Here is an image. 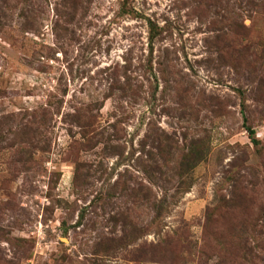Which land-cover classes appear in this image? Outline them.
Instances as JSON below:
<instances>
[{
	"label": "rangeland",
	"instance_id": "374dc122",
	"mask_svg": "<svg viewBox=\"0 0 264 264\" xmlns=\"http://www.w3.org/2000/svg\"><path fill=\"white\" fill-rule=\"evenodd\" d=\"M0 264H264V0H0Z\"/></svg>",
	"mask_w": 264,
	"mask_h": 264
},
{
	"label": "trees",
	"instance_id": "16d2710c",
	"mask_svg": "<svg viewBox=\"0 0 264 264\" xmlns=\"http://www.w3.org/2000/svg\"><path fill=\"white\" fill-rule=\"evenodd\" d=\"M253 133V131L251 132ZM199 148H197L196 150H194L196 153L193 156L195 160H200L199 157L197 158L196 155H198L200 153V151L198 150ZM186 162V160L183 161V163ZM134 192V196H136V191L133 188L132 189V193ZM146 198H148L149 201V207H150V213L153 215V221L157 220L158 217L164 216L166 213H168V208L165 205V201L167 199H163L162 201H156V200H151L152 197H148V195H145ZM134 226V225H133ZM132 226V227H133ZM138 230L137 226L133 227V233H136ZM165 243H170L169 241H166ZM157 245H149V249H147V253L149 255V260L152 261L154 258H156V248Z\"/></svg>",
	"mask_w": 264,
	"mask_h": 264
}]
</instances>
